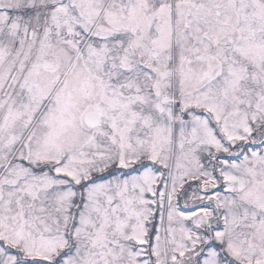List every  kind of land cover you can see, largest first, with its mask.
Segmentation results:
<instances>
[{"label": "snow or ice", "instance_id": "snow-or-ice-1", "mask_svg": "<svg viewBox=\"0 0 264 264\" xmlns=\"http://www.w3.org/2000/svg\"><path fill=\"white\" fill-rule=\"evenodd\" d=\"M0 264H264V0H0Z\"/></svg>", "mask_w": 264, "mask_h": 264}]
</instances>
